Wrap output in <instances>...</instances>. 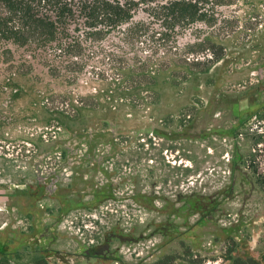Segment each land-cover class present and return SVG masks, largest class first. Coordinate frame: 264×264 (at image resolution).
Returning a JSON list of instances; mask_svg holds the SVG:
<instances>
[{
    "label": "rangeland",
    "instance_id": "1",
    "mask_svg": "<svg viewBox=\"0 0 264 264\" xmlns=\"http://www.w3.org/2000/svg\"><path fill=\"white\" fill-rule=\"evenodd\" d=\"M147 8L97 38L71 21L58 40L70 53L0 41V262L263 255L264 1L250 13L234 0L215 26L170 37ZM213 41L227 50L211 66ZM157 69L159 97L144 85ZM40 177L52 192L32 194ZM111 235L104 258L85 257Z\"/></svg>",
    "mask_w": 264,
    "mask_h": 264
},
{
    "label": "trees",
    "instance_id": "2",
    "mask_svg": "<svg viewBox=\"0 0 264 264\" xmlns=\"http://www.w3.org/2000/svg\"><path fill=\"white\" fill-rule=\"evenodd\" d=\"M234 0H0V41L10 42L18 46L35 45L39 48L57 41L54 48L61 53H70L74 43H62L59 37L69 36L68 24L76 19L82 20L85 34L91 38L102 37L106 33L118 30L128 24L133 18V12L140 4L146 5L149 15L160 20L166 31L163 35L170 37L178 28H185L193 23L200 22L208 27L215 26L218 22L217 7L227 6ZM248 4L250 13L256 12V6L264 0H242ZM138 31V24H131L127 33ZM209 40V39H207ZM79 45L78 43H75ZM199 44V43H198ZM212 57L207 59L214 66L226 55V45L221 42H211L209 47ZM9 50L6 49V52ZM162 70L148 71L145 88L155 92L157 78ZM206 72V71H204ZM197 76L199 71H194ZM131 74H124L121 81H128ZM173 79V77H172ZM165 82L171 83L170 80ZM174 85V84H173ZM136 85L137 93L142 90ZM135 88V87H134ZM138 88V89H137ZM260 113V112H258ZM257 113L260 119L262 116ZM243 115L239 122H242ZM236 127L231 129L234 132ZM230 253V252H229ZM2 254V253H1ZM3 255V254H2ZM231 264H264V253L259 260L252 257L230 255ZM174 257L163 256L153 264H173ZM0 264H8L2 261ZM35 264H47L43 257L36 260Z\"/></svg>",
    "mask_w": 264,
    "mask_h": 264
},
{
    "label": "flooded vegetation",
    "instance_id": "3",
    "mask_svg": "<svg viewBox=\"0 0 264 264\" xmlns=\"http://www.w3.org/2000/svg\"><path fill=\"white\" fill-rule=\"evenodd\" d=\"M61 152H62V155H64V157L68 154V152H69V150L68 149H66V148H63V147H61ZM41 163H42V161H40ZM41 163H38V164H36V163H34L32 166H34V165H39V164H41ZM56 173V171H53L52 173H50V174H55ZM47 177H40L36 182H35V184H34V186H30L32 189H33V193L32 194H38V193H41V194H47V193H50V192H52V190L49 188V187H46V183H45V179H46ZM56 183V182H55ZM27 187L25 186V189H26ZM33 196V195H32ZM115 237V235H111L110 237H108L106 240H105V242L101 245V247H99L98 249H97V251H94V246H91L89 249H88V251H86L85 252V257L86 258H89V257H97V258H104L105 257V255H107L108 254V252H109V243H110V241L113 239ZM33 252V254H34V251H32ZM2 254L4 255V256H6V255H8V252H4V251H2ZM11 254V253H10ZM10 254H9V256H10ZM35 255V254H34ZM36 260H38V259H36ZM36 260H34V261H32V263L31 264H35V262H36Z\"/></svg>",
    "mask_w": 264,
    "mask_h": 264
}]
</instances>
